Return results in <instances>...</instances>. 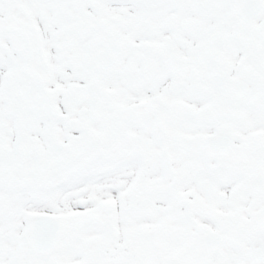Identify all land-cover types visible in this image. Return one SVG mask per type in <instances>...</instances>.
<instances>
[{
    "label": "snow or ice",
    "instance_id": "1",
    "mask_svg": "<svg viewBox=\"0 0 264 264\" xmlns=\"http://www.w3.org/2000/svg\"><path fill=\"white\" fill-rule=\"evenodd\" d=\"M0 264H264V0H0Z\"/></svg>",
    "mask_w": 264,
    "mask_h": 264
}]
</instances>
